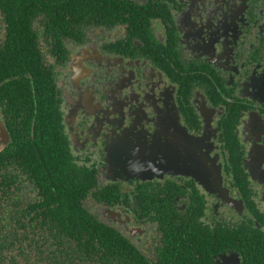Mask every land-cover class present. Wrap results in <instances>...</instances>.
<instances>
[{
    "label": "flooded vegetation",
    "instance_id": "flooded-vegetation-1",
    "mask_svg": "<svg viewBox=\"0 0 264 264\" xmlns=\"http://www.w3.org/2000/svg\"><path fill=\"white\" fill-rule=\"evenodd\" d=\"M0 149L149 264H264V0H0Z\"/></svg>",
    "mask_w": 264,
    "mask_h": 264
},
{
    "label": "trees",
    "instance_id": "trees-1",
    "mask_svg": "<svg viewBox=\"0 0 264 264\" xmlns=\"http://www.w3.org/2000/svg\"><path fill=\"white\" fill-rule=\"evenodd\" d=\"M48 146L40 143L42 164L50 160V151L42 149ZM11 166L18 171L22 161L15 158ZM7 167L0 150V264H149L120 235L75 207L74 193H53L48 191L50 186L42 185V198L40 194L27 201L19 194L9 198L8 184L16 191L20 187L13 174L8 178ZM70 197L74 200L69 201Z\"/></svg>",
    "mask_w": 264,
    "mask_h": 264
},
{
    "label": "water",
    "instance_id": "water-1",
    "mask_svg": "<svg viewBox=\"0 0 264 264\" xmlns=\"http://www.w3.org/2000/svg\"><path fill=\"white\" fill-rule=\"evenodd\" d=\"M1 150V149H0Z\"/></svg>",
    "mask_w": 264,
    "mask_h": 264
}]
</instances>
